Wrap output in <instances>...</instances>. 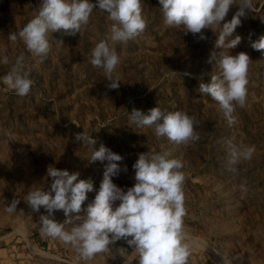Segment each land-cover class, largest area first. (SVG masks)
Listing matches in <instances>:
<instances>
[{"label":"rangeland","instance_id":"1","mask_svg":"<svg viewBox=\"0 0 264 264\" xmlns=\"http://www.w3.org/2000/svg\"><path fill=\"white\" fill-rule=\"evenodd\" d=\"M39 4L0 0V58L7 55L11 63L24 55L34 80L23 97L0 84V264H123V258L113 260L110 254L79 259L71 246L41 233L39 214L30 215L23 202L32 185L44 187L49 165L90 178L94 191L84 206L94 199L104 165L90 163V150L75 142L83 131L96 141L92 151L104 144L123 157L119 163L127 171L113 180L125 189L134 184L132 165L139 153L168 150L182 160L187 209L183 226L191 238L188 264H221V257L228 264H264V50L251 46L264 35V0H254L253 10L233 33L241 42L232 54L245 52L251 63L245 103L235 106L232 123L216 101L198 92L201 79L207 82L218 71L209 63L217 39L211 30H205L206 40H199L167 28L158 0H142L147 27L127 44L114 45L121 58V85L110 90L102 71L88 63L90 50L109 33L107 13L94 10L82 35L54 33L51 50L41 61L22 43L8 39L33 18ZM9 67L0 63V77ZM155 106L195 116L199 139L176 145L167 138L158 140L151 129L129 125L134 108L146 113ZM243 147L254 148L252 157L238 156L233 162V149ZM14 197L22 201L16 213L7 214L2 201ZM55 219L63 222V212L57 211ZM201 241L214 250L201 247ZM121 246L127 247L118 241L116 247Z\"/></svg>","mask_w":264,"mask_h":264},{"label":"clouds","instance_id":"2","mask_svg":"<svg viewBox=\"0 0 264 264\" xmlns=\"http://www.w3.org/2000/svg\"><path fill=\"white\" fill-rule=\"evenodd\" d=\"M158 2L167 28L181 30L184 35L192 34L199 40L207 39L205 30L216 35L209 63L214 62L218 71L211 74L207 82L201 79L198 92L216 101L232 123L235 106L245 103L251 63L245 52L232 54L241 42V36L233 38V33L241 25V18L253 10L254 0ZM234 5L238 6L237 11L226 20ZM94 10L107 13L111 26L106 38L90 50L88 63L102 71L110 90H117L121 85L117 73L121 58L114 45L127 44L145 31L147 20L142 15V0H95V3L92 0H40L33 18L19 31L10 32L8 39L22 43L28 53L43 61L51 50L53 34L82 35ZM251 46L264 50V35ZM0 63L10 64L9 71L0 77V84L15 95H28L34 80L25 64V56L18 55L10 63L9 57L4 55ZM128 121L136 128L151 129L158 140L167 138L176 145H187L199 139L195 131L196 117L183 110L166 112L155 106L145 113L134 108ZM74 139L80 147L90 150V163L99 161L104 165L103 179L94 199L84 206L88 193L94 191L92 180L81 179L78 171L49 165L42 183L44 187H39L41 183L34 184L23 197L29 214H39L41 233L71 246L79 259L86 262L98 254H110L113 260L117 256L123 258V264H188L191 238L183 226L187 209L182 160L168 150L139 153L132 165L134 184L125 189L113 180L122 170L127 171V166L122 169L119 163L123 160L121 155L104 144L92 151L91 146L96 141L84 131L77 133ZM253 152L252 147H243L239 152L233 149V162L238 156L250 159ZM21 201L17 197L3 200V211L16 213ZM57 211L63 212V222L55 219ZM118 241H123L127 247H116ZM221 264H228L227 259L221 257Z\"/></svg>","mask_w":264,"mask_h":264},{"label":"bare ground","instance_id":"3","mask_svg":"<svg viewBox=\"0 0 264 264\" xmlns=\"http://www.w3.org/2000/svg\"><path fill=\"white\" fill-rule=\"evenodd\" d=\"M198 242H200V240L198 241ZM197 243V242H196ZM201 247H203L204 246V248L206 247L207 249L209 248V250H210V248H211V250H212V248L213 247H211L208 243H207V241L205 242V241H201ZM37 248V247H36ZM38 250H40V249H38ZM213 250H214V248H213ZM215 252V251H214ZM217 252V251H216ZM216 254V253H215ZM219 254H221V253H219ZM218 255V254H217ZM224 255V254H223ZM222 255V256H223ZM218 256H220V255H218ZM228 259V258H227Z\"/></svg>","mask_w":264,"mask_h":264}]
</instances>
